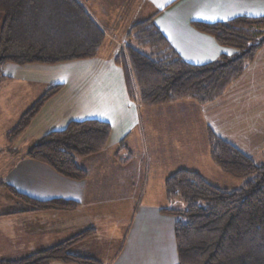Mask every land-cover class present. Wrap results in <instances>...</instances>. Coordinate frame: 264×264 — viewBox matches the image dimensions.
<instances>
[{
  "label": "crops",
  "instance_id": "crops-1",
  "mask_svg": "<svg viewBox=\"0 0 264 264\" xmlns=\"http://www.w3.org/2000/svg\"><path fill=\"white\" fill-rule=\"evenodd\" d=\"M79 2L107 36L97 56L56 63L8 62L3 70L10 83L28 87L21 93L24 96L32 89H37L40 97L53 85L62 88L45 103L17 141L16 151L9 152L6 147L0 153V160L7 162L0 169V185L20 200L6 212H0V259L24 258L95 229L91 237L72 246L71 252L94 258L100 264H178L175 241L178 218L162 211L169 202L165 179L179 169H186L189 162L192 170L212 183L213 177L225 176L211 163L206 142L208 127L254 159L256 154H264V47L220 98L204 105L185 100L163 106H140L129 95L125 68L116 57L124 48L122 42H126L131 26L152 16L189 63L202 65L222 54L234 55L235 48L221 46L194 23L226 22L239 16L262 17L264 0ZM83 119H99L111 125L107 147L99 154L80 159L89 171L86 179L63 176L50 165L26 157L27 149L21 150L29 138L34 137L36 142L53 130L65 128L72 120ZM164 123L167 139L157 132V127ZM146 126L152 132L151 141ZM119 165L132 169L129 191L123 192L129 196L98 198L108 190L106 172L118 170ZM226 181L223 187L241 184L235 178ZM115 183L111 182L113 186ZM122 186L123 182L116 187ZM14 191L40 201H73L77 206L33 210ZM148 193L157 196L146 200Z\"/></svg>",
  "mask_w": 264,
  "mask_h": 264
},
{
  "label": "trees",
  "instance_id": "trees-1",
  "mask_svg": "<svg viewBox=\"0 0 264 264\" xmlns=\"http://www.w3.org/2000/svg\"><path fill=\"white\" fill-rule=\"evenodd\" d=\"M221 46L237 50L196 65L184 60L154 22V16L134 23L116 59L126 71L131 99L140 106H163L192 100L207 104L220 98L254 62L264 47V16H239L226 22L194 23ZM107 40L104 30L79 0H0V76L8 62L56 63L93 58ZM142 48H147L145 52ZM61 85L48 88L5 133L7 150L25 134L45 103ZM111 125L99 119L72 120L31 144L26 157L53 167L63 176L84 180L89 171L80 159L101 153ZM206 142L213 162L238 187L218 186L200 172L179 169L165 179L170 203L183 208L162 211L178 218L175 241L178 264H264V162L228 142L210 127ZM19 153V152H18ZM33 210L73 209V201H40L17 193ZM95 229L78 233L30 256L0 264H100L71 252Z\"/></svg>",
  "mask_w": 264,
  "mask_h": 264
},
{
  "label": "rangeland",
  "instance_id": "rangeland-1",
  "mask_svg": "<svg viewBox=\"0 0 264 264\" xmlns=\"http://www.w3.org/2000/svg\"><path fill=\"white\" fill-rule=\"evenodd\" d=\"M125 44L126 42H122L123 47L125 46ZM142 49L147 53L149 52L147 48H142ZM25 88H28V87L21 86L18 82L10 83L9 80L0 76V153L5 152V149L7 147V141L5 139L6 131L12 128L17 123V121L21 117V114H23L22 113L23 110L28 108V106H30L40 95L37 89H32L31 93H28L24 96L21 93H24V91H26ZM20 97H24V98H22L19 101ZM165 118L167 119V116ZM164 124L157 127V132L162 139H167V125L166 124L164 125ZM147 131L149 132V136H150L149 141H151L152 132L148 127H147ZM34 142H35L34 137L29 138L28 140L23 142V144L21 145V150L28 149V147ZM255 159L258 163L264 162V154L261 152L256 154ZM211 163H213L215 170L219 169V171H221V169L214 162H211ZM6 164L7 162L0 160V169L2 170ZM160 169L161 168L159 166L158 170ZM187 169H190V170L192 169L190 162L188 163ZM131 170L132 169L130 167L123 168V166L121 165H119V169L116 171L108 170L105 174L107 175V178H106L107 180L106 182L108 185L107 193L100 194L98 198L110 199L112 198L111 196H122L126 198L127 196H129L127 193H123V192L129 191L128 184L131 181ZM96 173L98 177L101 176L100 171H96ZM121 177H123V179H121ZM213 178H214L213 180H215L214 184L218 186H222V184L226 183L227 182L226 179H232V178H225V176H221V178L215 176ZM114 180L116 181V183L113 186L111 182ZM122 182L124 184L122 188L116 187L117 185L119 186L120 183ZM116 190H118V192H116ZM154 196H157V194L154 193ZM154 196H152V193H148L147 195H145V199L147 200V199L156 198ZM136 197L139 199V197H141L140 193L137 194ZM17 202L19 203L20 200L13 193H11L6 186L0 185V212H6L5 210H7L10 207H13V205ZM167 207L183 208V203L181 200H178L174 203L167 202Z\"/></svg>",
  "mask_w": 264,
  "mask_h": 264
},
{
  "label": "snow or ice",
  "instance_id": "snow-or-ice-1",
  "mask_svg": "<svg viewBox=\"0 0 264 264\" xmlns=\"http://www.w3.org/2000/svg\"><path fill=\"white\" fill-rule=\"evenodd\" d=\"M154 3H156V0H153ZM157 7H163V4H157Z\"/></svg>",
  "mask_w": 264,
  "mask_h": 264
},
{
  "label": "water",
  "instance_id": "water-1",
  "mask_svg": "<svg viewBox=\"0 0 264 264\" xmlns=\"http://www.w3.org/2000/svg\"><path fill=\"white\" fill-rule=\"evenodd\" d=\"M0 59H1V57H0Z\"/></svg>",
  "mask_w": 264,
  "mask_h": 264
}]
</instances>
